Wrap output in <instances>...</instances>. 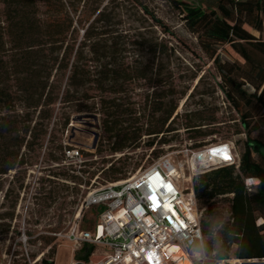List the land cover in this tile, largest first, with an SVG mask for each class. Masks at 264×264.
<instances>
[{
  "label": "trees",
  "instance_id": "obj_1",
  "mask_svg": "<svg viewBox=\"0 0 264 264\" xmlns=\"http://www.w3.org/2000/svg\"><path fill=\"white\" fill-rule=\"evenodd\" d=\"M168 1L214 63L220 88L239 114L245 134L238 169L227 166L192 179L194 196L205 218L216 215L213 209L218 198L228 202L229 218L220 228L214 230L217 225L202 220L203 237H215L206 241L205 247L207 251L216 249L220 259L229 255L264 258V142L251 137L256 127L250 122L251 110L264 109V63L253 62L248 51L264 56V0ZM0 4V176L24 163L22 150L32 151L57 115L61 131L71 130L69 124L78 116H99L114 153L136 147L142 136H160L159 142L168 144L171 139L163 137L177 130L173 124L178 118L183 119L185 132L194 133L190 140L212 134L201 128L213 125L214 116L206 117L201 109L176 113L179 101L184 98L186 103L192 98L198 84L189 93V88L175 92L172 76L164 73L168 44L157 36L153 25L124 26L123 15L107 8L75 20L60 0L46 5L47 18L39 17L38 7L28 0H0ZM143 11L154 26L170 34L146 7ZM225 47L250 66L245 77L236 63L221 61L219 52ZM136 82L163 89L158 101L154 94L149 101L146 96L143 117L136 116L140 111L129 103L128 87ZM145 117V123L140 124ZM51 161L61 164L64 155L52 156ZM75 172L71 164L58 175L74 183L80 180ZM102 173L116 182L121 168L111 165ZM93 250L83 245L76 260L86 263ZM42 263L53 264L47 260Z\"/></svg>",
  "mask_w": 264,
  "mask_h": 264
},
{
  "label": "rangeland",
  "instance_id": "obj_2",
  "mask_svg": "<svg viewBox=\"0 0 264 264\" xmlns=\"http://www.w3.org/2000/svg\"><path fill=\"white\" fill-rule=\"evenodd\" d=\"M28 1L38 7L40 12L38 16L41 18L50 16L44 14L48 3H57V0ZM60 1L71 11L75 20L83 15L91 16L95 9L97 14L107 8V11L115 9L123 15L124 26L132 24L136 27L150 28L149 25H153L152 29L157 36L168 44L164 73L172 76L175 92L189 88V93L198 84L192 98L186 103L184 98L179 101L176 113L201 109L206 117L214 116L215 123L201 128L205 133L212 134L190 140L189 136H193L194 133L185 132L181 126L183 119L178 118L173 124V129L177 130L163 137L165 140L171 139L168 144H161L160 136L157 138L142 136L136 147L114 153L102 132L99 116L96 121L93 119L81 123L72 121L69 124L71 130L61 131L57 115V118L51 121L47 134L36 142L33 150H22L24 163L0 176V264H30L37 257L50 260L53 264H83L84 262L76 260L77 251L73 252L72 245L65 239V235L76 224L82 230L94 229L100 211L97 207H92L90 211L81 210V205L89 192L107 183H114L107 180L102 173L111 165L121 168V174L118 175L120 180L115 182L117 183L149 168L161 158H170L174 164L182 165L184 174L179 183L182 188H187L192 186L187 179L188 168L193 161L186 153L227 143L233 146L239 158L240 148L245 140L239 114L230 106L224 91L220 88L221 79L214 63L203 53L196 35L188 31L182 15L168 0H137V3L132 0ZM2 7L0 4V10ZM143 7L161 20L170 34H164L160 27L154 26V22L143 11ZM252 34L255 37L259 36L255 32ZM248 51L253 62L264 63V56L249 48ZM219 53L222 62L229 64L234 62L241 67V76L245 77L250 71V66L230 48L225 47ZM245 87L250 88V85L245 84ZM162 90L161 87H150L145 82L132 83L128 87V97L130 106L140 111L136 116L143 117L141 109L145 107L146 96H149V101L154 94L153 99L158 101ZM198 104H203L204 107ZM147 112L146 110L145 115ZM145 121L146 117L141 118L139 123L143 124ZM250 122L256 127L251 137L264 142V109L251 110ZM95 134L98 135L96 140ZM152 140L153 145L148 147L147 143ZM67 149L78 151L79 157L68 158ZM63 155L65 161L61 164L51 161L52 156ZM71 164L74 165L75 175L80 179L74 183L65 181L58 175L63 174ZM224 199L227 198L216 200V209H213L215 216L206 218L203 216L205 223L213 227L217 225L214 230L220 228L229 218L228 202ZM196 205L199 209V205ZM203 238L206 242L213 241L215 237L212 234ZM213 244L215 248L218 247L217 241Z\"/></svg>",
  "mask_w": 264,
  "mask_h": 264
},
{
  "label": "built area",
  "instance_id": "obj_3",
  "mask_svg": "<svg viewBox=\"0 0 264 264\" xmlns=\"http://www.w3.org/2000/svg\"><path fill=\"white\" fill-rule=\"evenodd\" d=\"M66 151L68 158L79 157L78 151ZM186 154L193 161L188 168L190 185L199 174L239 168V158L227 143ZM183 174L182 165L164 157L122 182L89 192L81 210L97 207L98 222L91 231L78 224L69 229L65 239L73 252L86 244L94 248L83 264H264V258L220 259L216 249L207 251L201 230L203 210L197 208L192 186L181 187ZM153 191L159 203L155 209L150 200ZM37 263L43 264L41 257L30 264Z\"/></svg>",
  "mask_w": 264,
  "mask_h": 264
},
{
  "label": "water",
  "instance_id": "obj_4",
  "mask_svg": "<svg viewBox=\"0 0 264 264\" xmlns=\"http://www.w3.org/2000/svg\"><path fill=\"white\" fill-rule=\"evenodd\" d=\"M87 119H93V120L96 121L97 120V116H92V117H90V116H78V117L73 119V122L81 123V122H85V120H87ZM94 137H95L94 140H96L98 138V135L95 134ZM93 147H94V145H93ZM78 264H82V263H78Z\"/></svg>",
  "mask_w": 264,
  "mask_h": 264
},
{
  "label": "snow or ice",
  "instance_id": "obj_5",
  "mask_svg": "<svg viewBox=\"0 0 264 264\" xmlns=\"http://www.w3.org/2000/svg\"><path fill=\"white\" fill-rule=\"evenodd\" d=\"M150 200L152 201V206L154 209L159 207V203L154 191H153V195L150 197ZM165 207H167V205H165Z\"/></svg>",
  "mask_w": 264,
  "mask_h": 264
},
{
  "label": "clouds",
  "instance_id": "obj_6",
  "mask_svg": "<svg viewBox=\"0 0 264 264\" xmlns=\"http://www.w3.org/2000/svg\"><path fill=\"white\" fill-rule=\"evenodd\" d=\"M240 240H241L240 246H242V244H243V237H242V235H240ZM201 255H202V253H201Z\"/></svg>",
  "mask_w": 264,
  "mask_h": 264
},
{
  "label": "crops",
  "instance_id": "obj_7",
  "mask_svg": "<svg viewBox=\"0 0 264 264\" xmlns=\"http://www.w3.org/2000/svg\"><path fill=\"white\" fill-rule=\"evenodd\" d=\"M91 210V208L89 209V211ZM99 210V209H98Z\"/></svg>",
  "mask_w": 264,
  "mask_h": 264
}]
</instances>
